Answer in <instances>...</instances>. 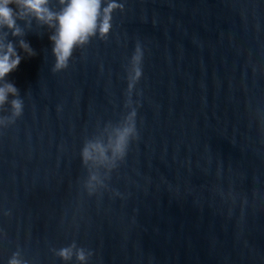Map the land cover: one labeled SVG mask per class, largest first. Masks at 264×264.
<instances>
[{
  "label": "water",
  "instance_id": "obj_1",
  "mask_svg": "<svg viewBox=\"0 0 264 264\" xmlns=\"http://www.w3.org/2000/svg\"><path fill=\"white\" fill-rule=\"evenodd\" d=\"M113 2L107 38L58 72L57 21L0 28L21 57L6 80L23 101L0 125V264L14 252L81 264L56 255L73 243L92 253L84 264H264V0ZM133 108L138 135L121 158Z\"/></svg>",
  "mask_w": 264,
  "mask_h": 264
},
{
  "label": "clouds",
  "instance_id": "obj_2",
  "mask_svg": "<svg viewBox=\"0 0 264 264\" xmlns=\"http://www.w3.org/2000/svg\"><path fill=\"white\" fill-rule=\"evenodd\" d=\"M47 3L48 0H0V28L8 29L12 36H19L22 33L17 26V20L23 19L26 15H33L46 23L57 21V33L51 37L55 45L53 48L54 72L67 68L74 48L88 42L90 37L99 34L101 39L107 38L112 27L113 11L118 8L123 9L121 4L113 0H108L106 6H104V0H60L64 7L59 13H53L47 8ZM20 46L29 56L34 55L33 50L23 41ZM142 57L143 52L138 44L130 61L132 70L127 77L129 91L134 89L142 76ZM20 63L21 57L10 42L0 45V82H3L0 83V108L8 103L9 95L13 97L10 102L11 115L0 117V125H6V122L14 123L23 112V101L19 98V90L13 83L6 80V77L16 70ZM136 115V110L133 108L125 117L126 121H131L130 125L118 129L115 151L121 158L126 156L133 136L137 138ZM88 155V149L85 148L82 156L87 160ZM56 255L63 261L71 260L75 255V259L84 264L92 253L90 251L86 253L84 248H77L73 243L57 250ZM8 264H27V262L21 258L19 252H14Z\"/></svg>",
  "mask_w": 264,
  "mask_h": 264
}]
</instances>
